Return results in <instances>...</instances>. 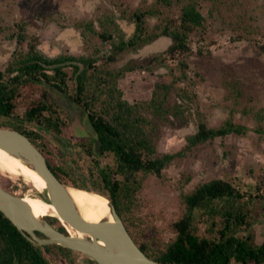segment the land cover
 <instances>
[{
  "label": "rangeland",
  "instance_id": "1",
  "mask_svg": "<svg viewBox=\"0 0 264 264\" xmlns=\"http://www.w3.org/2000/svg\"><path fill=\"white\" fill-rule=\"evenodd\" d=\"M190 2L197 4L204 17L203 28L189 35L190 54L169 57L165 50L171 39L162 37L145 48L123 52L114 62L109 61L113 41H127L133 36L137 15L144 14L148 33L158 34L156 27L164 28L167 23L170 28L178 26L182 10ZM104 33L112 39L104 41L101 37ZM21 34L26 37L24 40H19ZM34 38L37 50L48 58L84 57L96 59L101 69L108 66L118 72L124 70L118 87L130 104L148 102L158 81L172 83L174 78L178 79L179 62L185 60L189 80L176 83L170 101L171 105H186V101L179 99V90L187 86L192 89L193 100L183 115L172 113L168 118L156 119L152 137L157 155L180 151L200 120L209 128H218L234 117L249 132L244 137L232 134L200 145L174 161L162 172V177L147 176L136 198L144 229L139 242L145 245L154 239L157 243L153 247L171 242L176 237L174 223L186 213L184 196L202 183L223 179L236 186L240 184L239 188L245 191L253 187L252 198L248 195L246 199V211H250L248 221L255 244L264 243V200L260 197L264 193V136L255 131L253 118L254 113L264 111V0H172L170 6L159 4L158 0H0V71L26 54ZM157 56L165 57L166 63H155L152 59ZM150 59L148 70L138 67L149 65ZM133 64L138 68L130 72ZM66 72L70 79L73 69L67 68ZM72 84L69 81V94L73 96ZM45 91L47 104L52 106L46 115L60 119L61 134L26 122L23 110L17 111L13 119L0 117V128L14 130L12 127L21 125L39 132L46 145L45 156L60 169L66 185L76 183L93 188L99 168L114 167V157L100 155L85 128L83 116L86 118L87 114L80 105L63 101L50 88ZM245 108L252 109V114L244 116ZM184 116L189 120L182 125ZM10 122L16 123L15 126ZM77 139H89L91 155L86 151L89 144L84 148ZM259 186L260 195L256 189ZM0 187L19 197L38 195L30 192L32 188L23 180L13 182L1 173ZM195 219L200 237L213 238L217 236L211 232L213 223H217L216 231L222 226L221 218L208 211L197 212ZM68 251L56 246L42 248L50 264L92 263L89 258Z\"/></svg>",
  "mask_w": 264,
  "mask_h": 264
},
{
  "label": "trees",
  "instance_id": "2",
  "mask_svg": "<svg viewBox=\"0 0 264 264\" xmlns=\"http://www.w3.org/2000/svg\"><path fill=\"white\" fill-rule=\"evenodd\" d=\"M171 1L158 0V3L170 6ZM137 17L133 36L127 41H113L110 62H114L116 56L123 52L138 51L162 37H167L172 42L165 50L166 55L171 58L186 56L192 52L189 35L194 30L203 28L204 22L195 2H190L183 8L178 26L170 28L167 23L164 28L156 27L158 34L147 32L144 14ZM101 37L104 41L112 39L108 33ZM25 38L21 34L19 40ZM36 41L34 38L26 54L12 61L5 71H0V117L13 119L17 111L23 110L26 122H35L61 134L60 119L46 115L52 106L47 104L45 89L50 88L59 95L65 94L86 112L89 123L94 128L93 133L88 131L89 137L95 141L100 155H112L115 160L114 167L99 168L93 188L76 183H73V187L108 196L131 237L150 259L162 264H264V243L255 244V237L250 231L252 226L248 221L250 211H246V199L248 195L252 198L254 189L250 187L245 191L244 188H239L240 184L236 186V183L223 179L202 183L184 196L186 213L174 223L176 237L171 242L159 247H153L157 243L154 239L148 240L145 245L139 242L144 229L136 198L147 176L162 177V172L174 161L186 157L200 145L232 134L244 137L249 132L248 127L237 123L234 117L227 119L218 128H209L200 120L195 133L186 138L180 151L157 155L152 137L156 119L168 118L172 113L175 116L183 115L189 107L188 103L193 100L192 89L187 86L179 90V99L186 101V105H171L170 101L176 83L189 80V65L185 60L179 62L181 76L178 79L174 78L172 83L158 81L148 102L141 105L130 104L123 99V92L118 87L119 79L125 74L124 70L118 72L108 66L101 69L96 59L84 57L59 56L51 59L37 50ZM152 60L159 64L166 63L165 57L157 56ZM150 61L151 59L149 65L146 63L138 67L148 70ZM133 65L130 72L138 68L137 64ZM67 68L73 69L70 79ZM69 81L73 83L74 97L69 94ZM242 113L248 116L252 114V109L245 108ZM253 118L256 122L255 131L264 136V111L254 113ZM188 120L184 116L181 124H187ZM15 124L10 122V125ZM12 129L27 136L45 156L43 151L46 145L39 132L21 125ZM77 142L86 148L85 144L89 139H77ZM89 147L86 151L91 155L90 144ZM47 162L59 179L67 184L60 176V169L48 159ZM256 189L260 195L261 187ZM260 197L264 200V193ZM206 211L221 218L222 226L217 231V223L212 225L211 232L217 234L213 238L200 237L195 227L196 213ZM58 224L62 227L59 222ZM60 231L67 234L63 228ZM43 248L48 250L50 246ZM0 264H50L42 248L27 239L1 211Z\"/></svg>",
  "mask_w": 264,
  "mask_h": 264
},
{
  "label": "water",
  "instance_id": "3",
  "mask_svg": "<svg viewBox=\"0 0 264 264\" xmlns=\"http://www.w3.org/2000/svg\"><path fill=\"white\" fill-rule=\"evenodd\" d=\"M34 126L43 129L38 125ZM86 127L91 133L94 132L91 124ZM0 148L22 159L42 177L47 184L43 200L55 206L67 224L89 236L82 239L62 233L46 219L36 218L21 197L0 187V211L32 243L38 246L57 245L80 252L97 264H162L150 259L135 243L108 196L106 197L109 200L113 222L109 220L97 224L86 222L70 196L69 186L52 171L46 157L27 136L14 130L0 128ZM37 232L45 238L38 237Z\"/></svg>",
  "mask_w": 264,
  "mask_h": 264
},
{
  "label": "bare ground",
  "instance_id": "4",
  "mask_svg": "<svg viewBox=\"0 0 264 264\" xmlns=\"http://www.w3.org/2000/svg\"><path fill=\"white\" fill-rule=\"evenodd\" d=\"M0 173L9 180L12 179L13 182L23 180L25 184L32 188L30 192L35 191L38 194L21 197L30 207L36 218L56 219L66 230L68 235L82 239H87L89 237L85 233L67 224L65 220L60 217L56 207L43 200L42 196H44L47 191L46 181L31 167L27 166L22 159L9 154L2 148H0ZM69 193L80 215L86 222L92 224H97L105 220L113 222L109 200L105 195L73 186H69ZM16 196L19 197L18 195ZM101 245L104 244L101 243Z\"/></svg>",
  "mask_w": 264,
  "mask_h": 264
},
{
  "label": "flooded vegetation",
  "instance_id": "5",
  "mask_svg": "<svg viewBox=\"0 0 264 264\" xmlns=\"http://www.w3.org/2000/svg\"><path fill=\"white\" fill-rule=\"evenodd\" d=\"M60 96H61V98L63 99V101H68V102H72L73 103V101L68 97V96H66L65 94H60ZM67 102V105H69V103ZM70 105H71V103H70ZM84 117V125H85V128L87 129V125L88 124H90L89 123V120H88V118L86 117L85 118V116H83ZM47 221L52 225V226H54L57 230H59L60 231V229L61 228H63V227H61L59 224H58V222L55 220V219H52V218H48L47 219ZM64 229V228H63ZM37 234V236L38 237H40V238H42V239H44L45 238V236L44 235H42V234H40V233H36ZM68 235V234H67ZM36 245V244H35ZM36 246H38V245H36ZM49 246H57V245H49ZM38 247H41V248H43V247H45V246H38ZM60 247V246H59ZM62 248V247H61ZM63 249H65V248H63ZM70 251V250H69ZM68 251V252H69ZM77 253V254H80V255H82L83 257H86V258H89L90 260H91V264H97L94 260H92L89 256H87V255H85V254H83V253H80V252H74V251H71V252H69V253Z\"/></svg>",
  "mask_w": 264,
  "mask_h": 264
}]
</instances>
